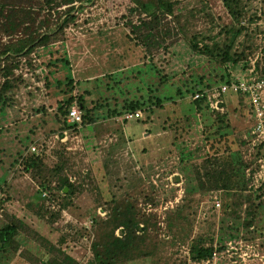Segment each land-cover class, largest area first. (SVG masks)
I'll list each match as a JSON object with an SVG mask.
<instances>
[{"label":"rangeland","instance_id":"374dc122","mask_svg":"<svg viewBox=\"0 0 264 264\" xmlns=\"http://www.w3.org/2000/svg\"><path fill=\"white\" fill-rule=\"evenodd\" d=\"M42 1L0 0V4L44 14L47 8ZM78 1L82 7L79 13H73L77 19L65 28V40L39 47L32 54L31 63L37 66L34 74L25 66L27 58H23V65L15 72L29 81L13 93L8 105L0 102V182H5L6 189L0 193V228L15 217L54 242L63 232L81 227L82 236L70 252L80 264H91L93 211L96 209L100 220L108 218V205L99 199L101 194L104 200L129 199L141 216L150 218V239L143 249L151 255L130 264H264L263 236L229 240L223 251L216 252L215 260L203 263L192 262L189 254L198 237L214 234L216 239L222 217L223 193L218 190L204 195L193 180V166L201 164L208 153V140L213 139L218 128L228 134L224 144L231 151L222 158L229 168H237L241 183L249 179L260 160L255 159L257 151L249 147L254 125L249 98L226 96L224 101L229 107L221 122L215 120L212 111L198 110L191 96H177L179 87L191 84L198 76L212 82L226 70L232 79L251 74L243 64L225 68L191 53L189 41L194 35L217 36L223 26L232 22L222 0H172L184 8L180 20L168 18L170 34L162 47L154 48L153 60H147L142 46L127 37L126 25L117 24V18L124 15L138 23V12L132 10L131 0H95L93 4ZM73 2L56 0L58 6L50 10L51 18L63 15L65 19ZM111 5L119 11H108ZM259 27V31L252 27L253 33L257 31L255 44L264 40V20ZM18 33H0L1 46L16 43L22 36ZM258 53L251 58V64ZM64 57L70 65L60 61ZM38 74L42 75L40 79ZM68 79L74 81L73 93L65 86ZM150 85L156 89L155 96L169 98L162 109L153 108L152 113L139 110V120H125V115L103 118L97 110L93 122L71 128L62 142L65 130L60 129L55 114L60 101L71 94L82 95L89 108H100L106 99L112 108H121L125 100H146ZM73 106L81 108L78 103ZM243 140L247 143L242 146ZM42 141L44 148L40 146ZM33 146L49 156L41 177L49 179L54 187L51 172L65 158L67 165L62 175L80 186L76 207L72 212H63L64 219L55 224H49L41 215L37 204L42 198L36 195L35 178L21 171L22 158L33 152ZM239 158L249 165L245 174L238 170L242 169ZM246 186L250 188L253 183L248 185L246 181ZM116 234L121 235L120 230ZM34 240L20 234L21 250L16 253L10 249L2 254L0 264H47L44 246Z\"/></svg>","mask_w":264,"mask_h":264},{"label":"trees","instance_id":"16d2710c","mask_svg":"<svg viewBox=\"0 0 264 264\" xmlns=\"http://www.w3.org/2000/svg\"><path fill=\"white\" fill-rule=\"evenodd\" d=\"M93 1L95 0H87L92 4ZM130 2L134 6L132 10L138 12V23L124 15V17L117 18V24L123 22V26L126 25L129 29L127 37L137 45L142 46L144 54H148L145 55L147 60H153L151 55L154 48L162 47V41L166 40L170 34L168 18L180 20V13L184 7L180 2H173L172 0H131ZM222 2L232 22L223 26L217 36L194 35L189 41L191 53L208 61L216 62L225 68L229 65L235 67L243 64L244 69L251 70V74L245 77L248 80L264 78V40L255 44L257 31L260 30L259 23L264 20V0H222ZM42 5L47 8L44 9L46 10L44 14H35L20 8L16 10L0 4V33L5 32L9 36L20 35L19 31L22 33L21 38L16 43L8 44L6 47L1 46L0 41V102L4 105H8L9 101L13 100V93L22 87L21 84L29 81L22 74L18 75L15 72L23 65V58H27L28 63L25 66L30 67L33 72L37 66L31 63L32 54L39 47H48L58 40L64 41L65 28L71 21L77 19L73 16V13L76 12L75 7H70L65 19H63V15H60L59 19H52L49 12L58 6L56 0H43ZM109 10L111 13L119 11L116 5H111ZM51 20H55V22ZM211 21L214 22L213 17ZM253 26L257 28L255 33H253ZM258 51L256 60L251 64V58H255ZM60 61L70 65L65 57ZM36 77L40 79L42 75L38 74ZM233 80L236 79L231 78L228 70L219 78L217 76L216 81L212 82H207L204 76H198L197 79L192 80L191 84H186L183 88L179 87L177 96L180 99H183L184 95H187L186 97L191 96L198 110H210L216 121L223 122L229 107L226 101L222 105L223 112L213 111L209 107L206 96L198 100H194L193 96L214 89L216 85L220 87L223 84H230ZM73 85V79H68L65 84L71 93L75 90ZM147 90L149 96L146 100H125L121 108H112L108 99L100 108H89L85 106V99L82 95L73 96L71 94L67 99L58 103L55 111L60 129L70 130L93 122L94 117L97 116L94 111L97 110L101 112L103 118H112L139 110L152 113L153 108L162 109L164 104L169 101V98L155 96L156 89L152 85L148 86ZM230 95L233 94H226L224 99ZM234 95L240 97L241 94ZM244 97L247 95H241V100H244ZM75 103L81 106L82 123L80 125L68 123L69 110ZM249 107L250 117L254 120L250 102ZM104 110L107 111L103 112ZM222 131L221 128L215 131L213 139L208 140V153L201 164L193 166V180H195L194 182L202 194L206 195V193L218 190L223 193L222 217L219 222L217 237L215 239L214 234L210 237H198L195 243L191 245L189 252L190 259L194 263L212 260L214 253L223 251L225 243L229 240H255L260 236L264 237V183L258 188H255L254 185L247 188L246 181L248 185L254 183L253 175L256 167L252 169L249 179L241 183L237 168L234 165L233 168L226 165L222 155L226 153L230 155L231 149L228 145L225 146L224 143H227L226 136L228 134L222 133ZM41 143L40 146L44 148L45 142L42 141ZM246 143V140L241 141L242 146ZM37 150L26 158H22L21 171L31 174L35 178L38 185L36 195L39 194L42 198V201L37 204L41 215L49 224H55L64 219L63 212H72L73 208L76 207L75 202L80 186L70 182L68 177L62 175L67 165L65 158L61 159L51 172L52 180L54 183L56 182L54 187L49 179L41 177V169L49 156L41 149ZM256 151V160L260 156H264V146H260ZM239 163L242 164V169L238 170L245 174V169L249 165L243 163L240 158ZM4 185L5 182H0V193L3 190L6 191ZM66 188L67 191H65ZM98 196L108 205L105 207V210H108V218L104 221L100 220L96 209L93 211L91 222L95 236L90 248L93 257L91 264H130L142 256H150L151 252L143 249V245L150 239L148 238L150 218L145 215L141 216L135 206L136 204L129 199L118 200L116 197H112L110 200H104L101 194ZM146 200L152 202L151 198ZM1 202L2 200H0ZM78 229L65 231L52 242L42 236L38 230L27 225L24 220L12 217L6 225L0 228V256L9 253L10 249L16 253L19 252L22 247L19 236L23 234L26 239H35L34 242L41 244V247L44 246L47 264H80L70 252L78 242L79 237L82 236V233L79 232L81 227L80 230ZM117 230H120L121 235L116 234Z\"/></svg>","mask_w":264,"mask_h":264},{"label":"built area","instance_id":"2783aa9c","mask_svg":"<svg viewBox=\"0 0 264 264\" xmlns=\"http://www.w3.org/2000/svg\"><path fill=\"white\" fill-rule=\"evenodd\" d=\"M71 7L76 8V12L79 13L82 3L75 0L71 4ZM241 94L247 95L253 111L254 125L249 133V147L251 150H257L260 146H264V78L259 80L238 78L233 80L230 84H223L217 89H209L203 93H197L193 96L194 100L204 98L206 96L209 107L213 111H224L223 103L226 94ZM141 111L130 112L125 114V120L139 119L141 118ZM68 123L71 125H80L82 123V111L80 108L73 106L69 110ZM70 130H65L62 134V142L68 138ZM59 138V137H58ZM32 151L36 152L37 147L33 146ZM257 163L256 172L253 175L254 187L258 188L264 183V156H260ZM250 174V172H249ZM216 206L220 207V202L216 201ZM214 260L216 259V253H214Z\"/></svg>","mask_w":264,"mask_h":264},{"label":"water","instance_id":"95a60500","mask_svg":"<svg viewBox=\"0 0 264 264\" xmlns=\"http://www.w3.org/2000/svg\"><path fill=\"white\" fill-rule=\"evenodd\" d=\"M68 189L66 188L65 191H67Z\"/></svg>","mask_w":264,"mask_h":264}]
</instances>
